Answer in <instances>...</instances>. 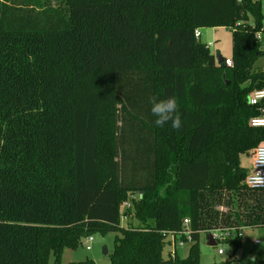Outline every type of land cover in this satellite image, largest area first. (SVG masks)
Returning a JSON list of instances; mask_svg holds the SVG:
<instances>
[{"label": "trees", "instance_id": "obj_1", "mask_svg": "<svg viewBox=\"0 0 264 264\" xmlns=\"http://www.w3.org/2000/svg\"><path fill=\"white\" fill-rule=\"evenodd\" d=\"M216 28L231 67L195 38ZM263 46L264 0H0V264L108 234L110 264H200L202 235L264 228L241 163L264 145ZM151 97L177 100L179 129ZM185 220L187 257H164Z\"/></svg>", "mask_w": 264, "mask_h": 264}, {"label": "rangeland", "instance_id": "obj_2", "mask_svg": "<svg viewBox=\"0 0 264 264\" xmlns=\"http://www.w3.org/2000/svg\"><path fill=\"white\" fill-rule=\"evenodd\" d=\"M200 32L202 35L201 42L208 45L213 55L221 56L230 60L232 54V31L230 29H204ZM262 69H264V56L261 57L254 66V70ZM253 156L242 158V166L249 172V174L250 169H248V166L251 167ZM121 224L124 226L126 221L122 220ZM86 239L87 238L81 239L76 250L64 251L62 264L83 262L86 260H93L96 264H110V257L114 250L115 234L92 236L93 242L91 243V251L86 250ZM255 241H259L260 243L255 245ZM207 243V235H202L200 238V264H264V228H249L243 230L241 246L236 252L232 251L226 242L217 244L216 247H210ZM188 250L189 246L178 249V257L180 259L187 257ZM104 251L107 252L106 255L104 254ZM171 251L172 247L168 245L164 250V257H167ZM220 251L222 252L221 255L219 254ZM253 257L255 258L254 262L252 259Z\"/></svg>", "mask_w": 264, "mask_h": 264}, {"label": "built area", "instance_id": "obj_3", "mask_svg": "<svg viewBox=\"0 0 264 264\" xmlns=\"http://www.w3.org/2000/svg\"><path fill=\"white\" fill-rule=\"evenodd\" d=\"M195 38L199 40L201 38V32L196 31L195 32ZM258 39H260V35L258 34ZM226 65L228 67L232 66V62L230 60H227ZM261 102H264V90L257 91L253 93L249 97V105L251 106H257ZM250 126L253 128H264V118H254L250 121ZM246 186L252 190H264V146L259 147L256 149L253 161H252V172L246 179ZM137 196L132 195L130 197V200H136ZM131 208V203L128 202L123 206L122 214ZM122 220H125L124 217H122ZM183 227L185 230L182 232V238H185L186 242H183L180 238H175L172 234L168 237V242H170V246L172 247V251L169 253L172 257L175 256V253L178 249H182L187 244L191 243V235L189 231V221L185 220L183 223ZM213 241L216 242V244L223 243L227 240L233 239V238H241L242 232L237 233L234 230H227V231H217L214 232L212 235ZM93 242L92 237H89L86 239L85 246L87 251H91V243ZM260 242L255 241V245H258ZM219 254L221 255L222 252L220 251Z\"/></svg>", "mask_w": 264, "mask_h": 264}, {"label": "clouds", "instance_id": "obj_4", "mask_svg": "<svg viewBox=\"0 0 264 264\" xmlns=\"http://www.w3.org/2000/svg\"><path fill=\"white\" fill-rule=\"evenodd\" d=\"M150 112L153 116V124L157 127H164L170 123L173 129L181 127V119L178 114V103L174 97L165 99H157L151 97L149 99ZM253 262L255 258L253 257Z\"/></svg>", "mask_w": 264, "mask_h": 264}, {"label": "water", "instance_id": "obj_5", "mask_svg": "<svg viewBox=\"0 0 264 264\" xmlns=\"http://www.w3.org/2000/svg\"><path fill=\"white\" fill-rule=\"evenodd\" d=\"M218 62L219 63L222 62L221 56L218 57ZM207 240H208V243H207L208 246H210V247H216L217 246L216 242L213 241L212 236H207ZM104 254L106 255L107 252L104 251Z\"/></svg>", "mask_w": 264, "mask_h": 264}, {"label": "crops", "instance_id": "obj_6", "mask_svg": "<svg viewBox=\"0 0 264 264\" xmlns=\"http://www.w3.org/2000/svg\"><path fill=\"white\" fill-rule=\"evenodd\" d=\"M241 161H242V165H243V159ZM245 165L248 166L247 164H245ZM248 169H250V172L252 171V164H251V167L248 166Z\"/></svg>", "mask_w": 264, "mask_h": 264}]
</instances>
